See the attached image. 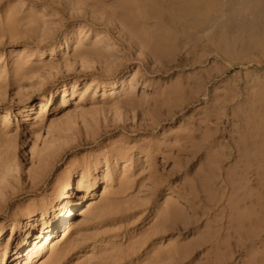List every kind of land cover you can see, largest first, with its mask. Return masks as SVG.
Returning a JSON list of instances; mask_svg holds the SVG:
<instances>
[{"label":"rangeland","instance_id":"rangeland-1","mask_svg":"<svg viewBox=\"0 0 264 264\" xmlns=\"http://www.w3.org/2000/svg\"><path fill=\"white\" fill-rule=\"evenodd\" d=\"M68 198L28 264H264V0H0V264Z\"/></svg>","mask_w":264,"mask_h":264},{"label":"bare ground","instance_id":"bare-ground-1","mask_svg":"<svg viewBox=\"0 0 264 264\" xmlns=\"http://www.w3.org/2000/svg\"><path fill=\"white\" fill-rule=\"evenodd\" d=\"M117 19V18H116ZM115 21V19H114ZM115 27L119 28V24H115ZM122 31V30H120ZM133 32V33H132ZM130 31V29L128 31H124V32H121V35L122 37L124 38V40H130V43L132 45V47H130V50L133 48V49H139V47L137 46L138 44L134 43L131 39H132V36L133 34L136 35L134 33V31ZM155 44V43H154ZM153 46V45H152ZM154 47V46H153ZM157 48V47H156ZM153 52V51H152ZM155 52V51H154ZM157 53V52H155ZM158 57V56H157ZM155 57V58H157ZM149 60V61H148ZM147 61L150 63L152 62V59L151 57L147 59ZM146 61V62H147ZM148 63V64H149ZM149 66V65H148ZM151 67V66H150ZM158 67V66H157ZM126 81V80H125ZM96 82H92V84L94 85ZM125 83V82H124ZM137 88V86H136ZM55 97V94L54 92H51L50 93V96L48 98H41L40 100V105H41V109H40V114H43L46 110V105L48 103H51L53 101ZM46 101H47V104H46ZM10 109V108H9ZM39 114V115H40ZM42 118V117H41ZM71 185L67 186L65 189L66 193H68L71 189ZM88 207L86 209V211H88V209L91 207V205L93 204L92 200H90L88 202ZM171 214V213H170ZM74 215V208H73V204L71 203L70 199H66L64 201H61L58 205V208L56 209L55 213H54V222L51 223V225H49V227L43 229L42 231V234H40V238L41 240L35 244L34 248L31 249L27 255H26V260H25V264H28V263H31L34 261V259L39 256L40 254L44 253V251H46V249L48 248L49 244L51 242H53L55 240V237L60 233V234H67L69 232V229H70V225L72 223V217ZM172 215V214H171ZM168 217V216H167ZM34 219H32L31 222H29V226L26 230V233L22 236L18 246L19 248L15 251V256H17L22 249H25V247L27 246V244L29 243L30 241V238H31V234H32V231L33 229L36 228V224H35V220L36 218L35 217H32ZM174 218V217H173ZM172 218V219H173ZM175 219V218H174ZM60 222V226H59V223ZM61 222H62V225H61ZM166 222V220H165ZM164 222V223H165ZM173 222V221H171ZM170 222V223H171ZM177 222V221H176ZM180 222V221H178ZM163 223V222H162ZM163 223V224H164ZM169 223V222H168ZM173 225V224H172ZM179 225V224H178ZM171 228V227H170ZM176 228V227H175ZM167 229H169L168 226H165V229L164 230H161V233H163L164 231H166ZM156 235V234H155ZM153 238V237H152ZM215 245V244H214ZM180 247H176L175 251L173 252V256H172V264H180L181 261H182V258L180 256ZM61 258L62 257H58L57 259V262H60L61 261ZM226 260V259H225ZM3 264H8V261L7 260H4L3 261Z\"/></svg>","mask_w":264,"mask_h":264}]
</instances>
